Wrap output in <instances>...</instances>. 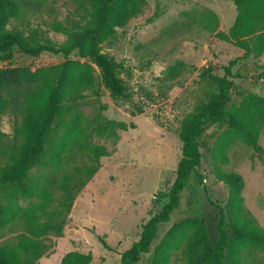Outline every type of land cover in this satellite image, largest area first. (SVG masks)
<instances>
[{
	"label": "trees",
	"instance_id": "obj_1",
	"mask_svg": "<svg viewBox=\"0 0 264 264\" xmlns=\"http://www.w3.org/2000/svg\"><path fill=\"white\" fill-rule=\"evenodd\" d=\"M45 0H0V56L11 62L14 48L28 56L44 52L62 55L65 61L32 70L27 66L0 68V122L12 115L15 123L13 144L5 143L0 131V237L15 234L0 242V264H41L49 252L46 239L61 237L74 203L101 167V159L112 152L91 142L94 136L120 139L119 131L134 129L133 123L106 119L100 112L95 118L81 110L89 95L100 98L103 84L118 102L127 101L128 88L122 78L123 65L103 50L118 29L142 13L145 0H80L86 12L84 27L68 28L54 22L56 31L68 36L64 43L51 39L39 41L33 33L9 27L35 14L33 4ZM237 18L224 40H235L244 57L264 52V36L249 40L264 27V0H234ZM74 51L81 60L70 59ZM236 61L224 67L223 76L213 77L216 91L199 110L182 122L179 139L182 157L177 176L169 192V201L143 226L140 239L122 254L120 264H138L151 253L160 226L168 223L179 209L182 193L192 175L199 176L202 154L199 139L216 124L227 128L218 143L215 178L228 186L230 215L219 207L220 218L214 244L207 225L200 219H187L173 225L155 250L151 264H258L257 252H264V227L256 222L244 205V177L226 171L227 150L238 141L264 154L260 145L264 129V95L249 93L239 108L228 109L234 89L232 72ZM178 66L183 67L182 63ZM178 66L171 70L178 72ZM99 73V74H98ZM264 76V74H263ZM103 83V84H102ZM105 107H101V111ZM85 155L90 164L75 166L60 180L45 178L42 171L62 169L68 156ZM56 172V174H57ZM57 185L59 198L52 189ZM56 203L57 208H52ZM230 223V231L227 224ZM105 249L111 247L103 239ZM92 256L78 251L64 255L61 264H91Z\"/></svg>",
	"mask_w": 264,
	"mask_h": 264
},
{
	"label": "rangeland",
	"instance_id": "obj_2",
	"mask_svg": "<svg viewBox=\"0 0 264 264\" xmlns=\"http://www.w3.org/2000/svg\"><path fill=\"white\" fill-rule=\"evenodd\" d=\"M142 13L117 30L113 40L103 44L105 53L123 65L122 78L128 88L127 101H115L103 84L100 98L89 95L81 110L95 118L102 113L108 120L133 123L134 129L119 131L120 139L94 136L91 142L104 145L112 152L101 159V167L79 193L66 217L61 237L49 236V252L41 264H61L65 254L78 251L92 256L91 264H120L122 254L141 236L142 226L168 203L169 192L177 176L182 157L179 132L183 120L196 112L216 91L213 77L223 76L224 67L236 61L232 72L234 89L228 109L239 108L249 93L264 95V52L244 57L235 40H224L237 18L234 0H145ZM33 4L35 14L9 28L33 33L37 40L51 39L64 43L68 36L55 30L53 23L80 28L87 24L80 0H45ZM264 27L250 37L254 45ZM0 68L27 66L32 70L65 61L64 56L44 52L28 56L14 48L11 62L1 59ZM70 59L81 60L74 51ZM182 63L183 67L178 66ZM178 66L176 74L171 70ZM99 74V73H98ZM101 107L105 110L101 111ZM18 120L5 115L0 131L5 143L13 144L14 126ZM227 128L216 124L199 139L202 161L199 176L192 175L182 193L179 209L172 219L160 226L151 253L138 264H151L155 250L177 223L200 219L208 227L211 240H218L216 229L219 207L229 217V189L214 175L218 161L219 139ZM264 149V129L260 137ZM229 162L222 164L229 172L241 174L245 180L244 205L264 227V154H257L238 141L227 150ZM85 155L68 156L61 170L42 171L45 178L58 180L75 166L89 165ZM57 172V174H56ZM59 198L57 185L52 188ZM52 208H57L54 203ZM230 223L227 229L230 231ZM15 234L0 237L3 242ZM111 250L105 249L101 240ZM258 264H264V252H257ZM176 264V263H175Z\"/></svg>",
	"mask_w": 264,
	"mask_h": 264
}]
</instances>
